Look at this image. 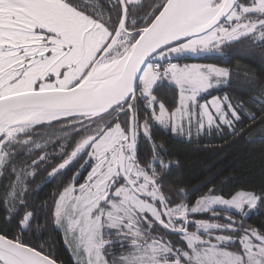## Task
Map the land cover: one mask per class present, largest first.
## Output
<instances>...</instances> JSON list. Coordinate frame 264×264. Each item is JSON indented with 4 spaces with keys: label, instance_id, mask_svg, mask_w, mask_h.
<instances>
[{
    "label": "snow or ice",
    "instance_id": "snow-or-ice-1",
    "mask_svg": "<svg viewBox=\"0 0 264 264\" xmlns=\"http://www.w3.org/2000/svg\"><path fill=\"white\" fill-rule=\"evenodd\" d=\"M233 46L264 59V0H0V264H63L49 229L72 264H264V187L193 201L153 136L264 130V82L211 96L231 69L180 62Z\"/></svg>",
    "mask_w": 264,
    "mask_h": 264
},
{
    "label": "trees",
    "instance_id": "trees-1",
    "mask_svg": "<svg viewBox=\"0 0 264 264\" xmlns=\"http://www.w3.org/2000/svg\"><path fill=\"white\" fill-rule=\"evenodd\" d=\"M180 62L213 63L231 69L230 84L212 91L211 96L228 94L247 101L257 95V91L253 90V82H264V59L259 55L245 53L236 46L225 48L223 54L187 58ZM159 95L171 101L173 93L162 87L159 89ZM153 136L167 148L166 159L179 161V166L173 168L169 180L186 188L190 193L199 189L189 197L193 201L206 192L207 187L213 185L225 196L240 190L259 191L264 187V130L260 128H253L242 137L225 139L219 134H212L203 135L198 140L194 137L191 142L168 134L159 127L154 128ZM141 150L146 155L149 151L148 144L142 143ZM59 179L46 182L45 173L36 178L32 189L33 199L37 204L51 199ZM2 215L0 212V217ZM246 223L255 227L264 225V206L253 211ZM29 238L36 239L35 236ZM42 239L49 241L52 251L63 264H72V258L58 232L49 229Z\"/></svg>",
    "mask_w": 264,
    "mask_h": 264
},
{
    "label": "rangeland",
    "instance_id": "rangeland-1",
    "mask_svg": "<svg viewBox=\"0 0 264 264\" xmlns=\"http://www.w3.org/2000/svg\"><path fill=\"white\" fill-rule=\"evenodd\" d=\"M191 58H200V57H191ZM181 63H201V62H181ZM204 64H206V63H204ZM216 96H220V95H216ZM208 99H211V96H209ZM181 139H183V138H181ZM253 211H255V210H253Z\"/></svg>",
    "mask_w": 264,
    "mask_h": 264
},
{
    "label": "flooded vegetation",
    "instance_id": "flooded-vegetation-1",
    "mask_svg": "<svg viewBox=\"0 0 264 264\" xmlns=\"http://www.w3.org/2000/svg\"><path fill=\"white\" fill-rule=\"evenodd\" d=\"M119 252H120V249H119V247H117V254H119Z\"/></svg>",
    "mask_w": 264,
    "mask_h": 264
}]
</instances>
